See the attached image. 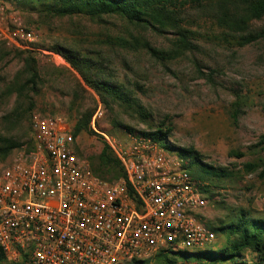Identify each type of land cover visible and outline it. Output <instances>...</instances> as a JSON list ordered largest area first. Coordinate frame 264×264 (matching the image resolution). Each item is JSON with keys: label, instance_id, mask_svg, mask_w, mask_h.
Here are the masks:
<instances>
[{"label": "rangeland", "instance_id": "374dc122", "mask_svg": "<svg viewBox=\"0 0 264 264\" xmlns=\"http://www.w3.org/2000/svg\"><path fill=\"white\" fill-rule=\"evenodd\" d=\"M1 1L11 15L37 32V49L32 53L39 78L31 88L26 55L0 39V147L8 142L30 143L34 113L63 115L75 128L82 114L95 113L102 103L104 116L96 128L91 125L99 135L83 131L75 136L77 152L91 164L104 147L102 133L125 145L129 141L126 126L137 131L170 127V145L193 147L203 161L227 168L232 174L215 181L218 186L210 182L214 194L209 196L204 217L210 227L240 210L264 218V179L260 170L247 172L244 166L264 161V38L238 43L242 35L263 28L264 18L253 19L246 30L230 34L217 25L214 3L205 2L203 7L191 3L182 10L181 22L195 32L197 46L176 58L161 60L146 49L125 48L113 40L137 35L153 46L169 48L177 37L173 28L157 30L117 14L58 16L42 11L39 5L23 8L13 0ZM238 10L242 16L246 13L243 5ZM56 45L93 60L97 66L94 74L122 85L142 103L147 116L121 101L106 105L65 59L57 62L45 52L54 51ZM22 145L7 157L0 155V167L12 161ZM217 237L212 243L188 250L217 248L226 235L220 232ZM0 264L12 262L7 257Z\"/></svg>", "mask_w": 264, "mask_h": 264}, {"label": "built area", "instance_id": "2783aa9c", "mask_svg": "<svg viewBox=\"0 0 264 264\" xmlns=\"http://www.w3.org/2000/svg\"><path fill=\"white\" fill-rule=\"evenodd\" d=\"M8 11L0 0V39L35 51L36 30ZM45 52L65 62L60 53ZM104 113L99 103L94 128ZM31 130V142L0 167V247L9 260L128 264L171 243L192 249L217 239L204 218L206 184L196 181L187 159L162 143L128 132L122 145L102 133L126 172L110 181L77 152L74 128L63 115L34 113Z\"/></svg>", "mask_w": 264, "mask_h": 264}, {"label": "trees", "instance_id": "16d2710c", "mask_svg": "<svg viewBox=\"0 0 264 264\" xmlns=\"http://www.w3.org/2000/svg\"><path fill=\"white\" fill-rule=\"evenodd\" d=\"M23 8H38L47 13L58 16H71L86 14L91 17H99L104 14H117L135 23H145L157 30L173 28L176 30V38L169 48H158L141 36L132 35L130 38L116 37L113 41L122 47L134 50L146 49L158 59H173L187 50L195 49V32L182 25V10L191 3L204 6V3H214L217 7L215 18L217 25L224 28L227 33L234 34L246 30L253 19L264 18V0H13ZM39 5V6H38ZM245 7V14L239 12L238 7ZM264 38V27L249 32L239 37L238 43L243 45ZM54 52L60 53L64 59L78 71L85 82L100 96L101 100L109 105L111 102H124L135 109L140 115L147 116L142 103L131 93L125 91L122 85L109 79L94 74L97 66L93 60L83 56L72 48L61 45L53 47ZM26 55L29 78L27 83L34 88L39 78L37 59L32 51L21 50ZM93 111L82 114L74 128V136L83 131L90 134H98L91 128ZM128 132L139 133L162 143L169 151L177 153L180 157L189 161V170L197 182L206 184L203 192L213 197L211 186L216 181L230 177L231 172L224 167L211 165L201 158L193 148H176L168 143L171 128L158 127L151 131H137L126 126ZM264 140V134L262 135ZM22 143L8 142L0 147V155L7 157L11 151ZM240 154V153H239ZM243 154L241 153L240 156ZM247 172L259 171V176L264 179V161L262 164L246 162ZM94 172L107 180H115L126 177V172L120 160L114 155L109 144L104 142V147L99 153L98 160L92 163ZM212 182V184H210ZM218 184V183H216ZM214 186H218L215 185ZM208 224V222H207ZM209 225V224H208ZM216 234L224 233L226 238L220 242L217 248L191 251L179 248L175 243L163 247L154 257L140 259L128 264H183V262L196 261L197 264H264V218L256 217L250 211L240 210L228 220L221 221L217 226L211 227ZM218 238V237H217ZM7 259L0 247V260ZM12 264H24L13 262Z\"/></svg>", "mask_w": 264, "mask_h": 264}]
</instances>
